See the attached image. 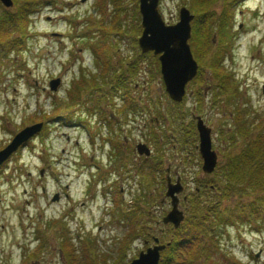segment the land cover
<instances>
[{
    "label": "rangeland",
    "instance_id": "rangeland-1",
    "mask_svg": "<svg viewBox=\"0 0 264 264\" xmlns=\"http://www.w3.org/2000/svg\"><path fill=\"white\" fill-rule=\"evenodd\" d=\"M42 1L41 10L32 17L27 49L19 55L0 59V148L5 143L8 145L24 126L33 122L41 123L42 127L47 124L44 142L41 144L36 138L8 158L6 163L10 162L0 171V264H87L89 259L94 264H127L153 245L152 238L161 241L166 234L165 226L171 225L161 222L170 210L169 199L161 203L167 175L172 183L176 177L180 178L183 190L178 198L179 209L183 212H186L183 198L194 188L193 178L211 175L201 170L197 132L194 136L185 131L191 126L193 117H201L210 128L217 163L224 160L227 150L219 137L220 132L227 126L233 127L235 110L240 117L241 109L246 108L257 111L255 117L261 115L263 122L251 121L254 126L251 136L264 128V0L245 2L240 8L242 14L234 17L229 34L231 39L228 36L226 39L223 65L232 73L241 94L235 98V106L227 104L225 96L218 104H213L210 92L213 80L210 71L205 69L203 85L193 79L186 86L185 101L179 108L185 112V120L175 127L167 116L168 109L173 106L161 76L154 69L150 73L149 62L145 60L134 78L136 84H131V94L138 100L139 107L135 117H128L126 111L130 144L122 169H115L105 161L98 153L100 145L96 140L93 142L97 149H90L92 133L80 126L79 120L66 116L65 112L72 106L61 102L67 100L66 92L79 79L81 69L88 78L99 72L89 46L104 47L103 52L111 66L110 75L126 61L133 62L136 52H140L133 36L137 1L120 0L124 9L120 13L123 34L112 32L115 36L110 39L109 31L102 23L107 25L114 16L108 0ZM181 6H184L182 0H159L158 11L166 25L178 21ZM14 8L13 3L5 9L13 11ZM102 10L105 14H101ZM53 79L61 81L55 92L49 90V82ZM101 86L103 92L108 90L106 84ZM199 89L204 93L200 110L194 102ZM97 96L92 89L81 93V99L105 100ZM120 102L119 97L112 100L113 105ZM88 107L89 104L78 106L73 112L76 110L83 119L87 115L89 129L93 128V132L103 136L105 129L101 126L94 129L96 120L89 114ZM104 108L106 114L112 111L111 106ZM157 108L163 112V118H158L153 126L151 120L155 118ZM151 132L161 138L164 150L160 157L162 174L160 177L154 174L148 188L138 171L144 165L148 166L142 172L156 171L158 167L154 160L158 159L159 152L147 142ZM142 137L151 156L144 161L146 156H139L135 147V155L141 159L134 162L130 146L136 145ZM92 156L97 157L94 162L105 170L104 181H98V169L90 163ZM40 161L45 169L41 183L45 192L35 181ZM54 196H57L56 201H53ZM250 198L252 195L246 199ZM142 225L152 237L142 234ZM63 228L74 247L73 253L68 254L71 261L60 251ZM132 231L136 237L123 242L124 235H131ZM218 239L219 248L209 261L201 257L196 264H231L232 259L241 264H264V230L251 232L248 227H230L222 231Z\"/></svg>",
    "mask_w": 264,
    "mask_h": 264
},
{
    "label": "trees",
    "instance_id": "trees-1",
    "mask_svg": "<svg viewBox=\"0 0 264 264\" xmlns=\"http://www.w3.org/2000/svg\"><path fill=\"white\" fill-rule=\"evenodd\" d=\"M108 1L113 6L111 14L114 16L109 19L107 25L104 21L102 23L109 31L110 39L111 36H115L112 35V32H115L116 35L123 34L120 30V13L124 9L120 0ZM13 3L15 5L13 11L6 10L0 4V59L9 58L13 54L19 55L27 49L26 42L30 37L32 17L39 13L43 6L42 0H13ZM194 12L195 19L191 23L189 39L193 58L198 64V71L194 79L198 81V84L203 85L202 72L208 69L213 80L210 88L213 104H218L220 98L225 96L227 104L232 103L235 106L234 100L238 94L239 96L241 94L232 73L227 71L223 65L227 49V36L231 39L227 19H223L219 22L220 24H217L208 15L201 17V11L196 9ZM101 14H105L104 10L101 11ZM135 20L133 36L136 45L135 38L141 32L138 6L135 8ZM216 33H220V35L214 39L213 35ZM213 39L218 45L217 48L213 44ZM102 48L104 49V47ZM89 49L92 51L94 65L99 69V72L97 75L90 74L91 76L88 78L85 76L86 72L81 69L79 79L71 84L65 97L68 100H78L81 99V93L92 89L97 92L98 99L115 100L119 97L125 102L127 110L132 109V113L137 114L139 105L131 94V84L134 83L133 86L136 84L134 78L146 59L149 62L148 67L151 68L149 72L151 73L154 69L159 74L157 57L151 53L142 54L137 51L133 62L126 61L113 75H110L109 58L103 49L93 45L89 46ZM107 76H110L108 80H106ZM102 84L108 86L107 91L103 92ZM202 92V89L197 90L196 99H194L199 110L204 104V93ZM184 101L185 96L181 103L170 101L173 107L168 109L167 116L175 127L185 120V112L179 110ZM68 106L72 105L68 104ZM58 109L60 108H56V110ZM241 111L242 117L235 110V117H232L233 127H224L225 129L220 132L219 137L227 146L224 160L216 165L211 175L193 178L194 188L187 193L184 203L186 204L185 219L175 230L171 225L165 226L166 234H163L164 237L159 243L166 246L160 253L158 264H196L197 259L201 257L208 262L213 252L219 248L218 238L222 231L230 227H248L251 232L264 230V128L254 136L250 135L254 128L251 121L256 119L263 122V120H261V115L255 117L256 111L254 110L246 108ZM154 113L155 118L151 120L152 125L157 122L158 118H163V112L160 109L157 108ZM190 121L191 126L185 131L187 134L195 136L194 121ZM177 128L176 132L180 133ZM182 135H185V132ZM149 137L152 138L151 145L157 149L159 157L156 160L158 166L156 171L142 172L147 169L148 165L142 166L138 171L148 188L152 183L150 181H153L154 174L157 173L159 177L162 174L160 157L164 150L161 138L156 132H151ZM251 195L252 198L246 199ZM141 230L142 234L152 237L144 225L141 226ZM132 233L124 235L123 242L127 243L128 240L136 237L137 234L133 231ZM61 234L60 251L63 257L71 261V255L68 254L73 253L72 239L65 229ZM87 264H94V261L89 259ZM231 264L241 263L232 259Z\"/></svg>",
    "mask_w": 264,
    "mask_h": 264
},
{
    "label": "water",
    "instance_id": "water-1",
    "mask_svg": "<svg viewBox=\"0 0 264 264\" xmlns=\"http://www.w3.org/2000/svg\"><path fill=\"white\" fill-rule=\"evenodd\" d=\"M158 3L159 0H138L141 33L137 39V45L142 54L152 53L153 56H157L161 80L168 98L172 102L181 103L187 84L194 79L198 71V64L188 44L191 35L190 23L194 16L182 6L178 10V21L175 24L166 25L158 11ZM0 4L4 8H10L13 2L12 0H0ZM60 82L59 79L51 80L49 90L55 92ZM195 121L198 134L197 148L202 161L201 170L205 174H210L217 164V154L212 149L211 130L200 117H195ZM41 127L42 124L37 123L26 126L16 133L10 143L0 150V166L21 145L38 134ZM136 152L138 155H150V150L142 143L136 145ZM182 190L180 178L176 177L172 183L167 175L164 199L161 203L169 199L170 210L161 222L164 225L171 224L174 229L184 220V212L179 209L180 200L178 198ZM56 200L57 196H54L53 201ZM165 246V244H160L157 238H153V245L146 248L144 252H139L137 258L127 264H158L160 253Z\"/></svg>",
    "mask_w": 264,
    "mask_h": 264
},
{
    "label": "flooded vegetation",
    "instance_id": "flooded-vegetation-1",
    "mask_svg": "<svg viewBox=\"0 0 264 264\" xmlns=\"http://www.w3.org/2000/svg\"><path fill=\"white\" fill-rule=\"evenodd\" d=\"M183 1V5L184 7L189 11V13L191 15H193V20L191 21V23L194 21L195 19V12L194 10H198L201 11L200 15L201 17H205L206 15L210 16L211 19L215 20L217 22V24H220L219 22L222 21L223 19H227V24H228V28L231 29L233 26V22H234V17L236 15H240L242 14V11L240 10L241 7H243L245 5V2L247 0H182ZM208 4V5H207ZM242 27V24H240L238 26V28L240 29ZM229 32H231L229 30ZM220 35V33H216L213 35V38L216 39L218 38V36ZM230 36V35H229ZM231 37V36H230ZM213 39V44L215 46V48L218 47L217 43L214 41ZM262 93L264 94V85L262 87ZM138 102V100H136ZM68 103L70 105H72L71 109L69 111H66L65 114L68 117H73L79 121V125L83 127H85L87 129V131L90 133H92V135L89 137L90 140H92V142L90 143V149L91 150H96L97 146H95V142H93V139L96 140V142L100 145L99 148L97 149L100 153L101 156H103V158L105 159V161L112 165L115 169H122V167L124 166V163L127 159V150H128V146L130 144V139L127 138V124H126V111L129 112L130 114H127L128 117L133 116L135 117V115L137 114H133L132 113V109L127 110L126 106H125V102L121 100L120 104H115L113 105L112 100H88V99H78V100H65L61 103ZM88 111L89 114L92 115V117L95 118L96 123H95V128L96 127H103L105 129V134L103 136L100 135L99 132H93V128L88 127V116L86 115V118H82V115L77 114L76 110L73 112V110L75 108H77L78 106H82V105H88ZM247 105V103H246ZM112 107V111L110 112V114H106L105 113V108L104 107ZM91 109V110H90ZM86 112V111H85ZM257 112V111H256ZM87 113V112H86ZM74 114V115H73ZM2 117V116H0ZM78 118V119H77ZM37 123V122H33L32 124ZM85 123V124H84ZM78 125V123H77ZM146 127V125H145ZM46 129H47V124L44 123L41 132L39 133L38 136L33 137L32 139H30L29 141H27V143L23 144L21 147H19L17 149V151L11 155V157L9 159H11L15 154H18L22 149L26 148L31 142L35 141L36 138H38V140H41V144L42 142H44L45 136H46ZM92 130V131H91ZM147 138V137H146ZM150 138V137H149ZM11 139V138H10ZM143 137L139 139V141L136 143H143L146 146H148L147 142H149L151 144V139L149 140L147 139V142L143 141ZM7 143H5L3 146H5ZM135 144L131 145V154H132V160L134 162L139 161L141 158L137 155H135L134 149L136 147ZM3 146L0 148L2 149ZM152 146V145H151ZM149 147V146H148ZM153 147V146H152ZM134 148V149H133ZM136 151V149H135ZM137 153V152H136ZM144 156V155H142ZM151 156V155H150ZM97 157L92 156L90 158V163H92L93 166H95L98 169V181H104V179L106 178V173L105 170L102 168V166L98 165L97 163H95V159ZM148 156H146V158L144 159V161L148 160ZM100 159V158H99ZM156 162V160H154ZM154 161L152 163H154ZM10 162V160L6 163H4L2 166H0V171H2L7 164ZM97 162V161H96ZM41 167H39L40 169L38 170V176L36 175V185L40 186L39 188L41 189L42 192H45V187L42 185L41 183L43 181V177L45 176L44 171L45 169L43 168V161L39 162ZM109 165V166H110ZM170 169H168L169 172ZM167 172V170H166ZM125 174V173H124ZM28 176H31V174H28ZM33 191L36 192V186L33 187Z\"/></svg>",
    "mask_w": 264,
    "mask_h": 264
}]
</instances>
